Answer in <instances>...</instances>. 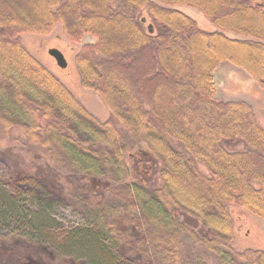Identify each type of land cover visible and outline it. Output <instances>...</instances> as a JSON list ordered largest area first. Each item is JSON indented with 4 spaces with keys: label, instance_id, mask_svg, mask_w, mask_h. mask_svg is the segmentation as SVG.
Returning <instances> with one entry per match:
<instances>
[{
    "label": "trees",
    "instance_id": "16d2710c",
    "mask_svg": "<svg viewBox=\"0 0 264 264\" xmlns=\"http://www.w3.org/2000/svg\"><path fill=\"white\" fill-rule=\"evenodd\" d=\"M59 24L76 44L95 38L75 64L82 86L109 109L106 121L22 42ZM226 61L264 90V0H0L1 132L18 130L17 140L45 151L57 172L66 155L84 181L125 184L115 203L76 188L87 225L114 249L148 264H187L188 233L218 264H264V250L232 246L230 206L264 219V128L251 104L216 97L214 73ZM135 146L158 162L160 186L127 184ZM82 236L80 251L94 259V240Z\"/></svg>",
    "mask_w": 264,
    "mask_h": 264
},
{
    "label": "rangeland",
    "instance_id": "374dc122",
    "mask_svg": "<svg viewBox=\"0 0 264 264\" xmlns=\"http://www.w3.org/2000/svg\"><path fill=\"white\" fill-rule=\"evenodd\" d=\"M180 8L195 18L203 29H214L202 12L187 6ZM94 41L93 36L86 35L80 44L72 42L61 24L49 35H22L29 52L53 72L89 112L100 121H106L109 109L97 93L82 86L75 64L79 47ZM51 48L64 53L67 67L57 64L49 53ZM214 81L218 99L251 104L264 128V90L246 72L226 61L215 71ZM1 131L0 126V201L3 203L0 205V264H148L146 259L141 261L126 248L114 249L101 233L92 231L87 225L89 210L76 192L77 187H86L93 194L115 203L119 201L117 194L124 191V183L117 185L96 178L84 181L79 168L66 155L57 172L45 151L17 140L18 130L9 135ZM126 161L127 184L132 183V186L140 182L149 188L160 186L158 162L147 150L135 146L129 150ZM200 166L206 170L202 164ZM230 212L234 221L233 248L239 252L264 250V219L234 205L230 206ZM188 217L181 215L188 226L199 231L197 224ZM130 231L133 236L139 235L133 227ZM83 234L94 240L95 245L88 249L97 252L94 259L79 249L81 242L86 241L81 237ZM183 255L187 264H218L217 258L188 233L184 235Z\"/></svg>",
    "mask_w": 264,
    "mask_h": 264
},
{
    "label": "water",
    "instance_id": "95a60500",
    "mask_svg": "<svg viewBox=\"0 0 264 264\" xmlns=\"http://www.w3.org/2000/svg\"><path fill=\"white\" fill-rule=\"evenodd\" d=\"M49 53L51 56L55 58L57 64L60 67H63V68L67 67V64H68L67 59L61 50H59L58 48H51L49 50Z\"/></svg>",
    "mask_w": 264,
    "mask_h": 264
}]
</instances>
